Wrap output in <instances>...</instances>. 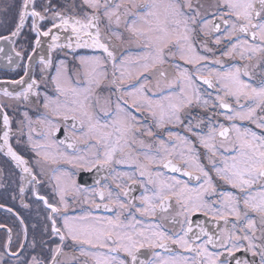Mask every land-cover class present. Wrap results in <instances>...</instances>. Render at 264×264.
I'll use <instances>...</instances> for the list:
<instances>
[{
  "label": "snow or ice",
  "instance_id": "snow-or-ice-1",
  "mask_svg": "<svg viewBox=\"0 0 264 264\" xmlns=\"http://www.w3.org/2000/svg\"><path fill=\"white\" fill-rule=\"evenodd\" d=\"M69 4L21 0L0 36L11 42L31 19L33 54L50 41L38 78L26 69L5 82L19 91L0 89L35 105L14 121L0 102V152L46 221L31 244L41 255L10 251L11 229L5 253L16 264H264V0ZM79 172H95L93 186Z\"/></svg>",
  "mask_w": 264,
  "mask_h": 264
},
{
  "label": "flooded vegetation",
  "instance_id": "flooded-vegetation-1",
  "mask_svg": "<svg viewBox=\"0 0 264 264\" xmlns=\"http://www.w3.org/2000/svg\"><path fill=\"white\" fill-rule=\"evenodd\" d=\"M42 2L46 3L47 0H42ZM192 2L197 4V0H192ZM199 2L207 4L210 0H199ZM20 3L21 0H0V36H10L11 31L15 29L17 23V8ZM54 3L64 5L65 8L70 7L69 0H54ZM61 35L63 42V37L66 34L61 33ZM35 38L36 33L31 31V19H27L25 27L20 35L11 37V42L0 40V47L4 48V51L0 52V89L8 87L9 90L19 91V88H14V86L5 82L19 79L20 76L24 75L26 69L30 74L35 75L37 78L39 77L38 59L39 56L47 54L48 44H46V42L44 43L43 40L46 38L42 37L40 47L37 48L36 54H33L32 48L35 46ZM13 48H15L16 51H20L23 58H16ZM45 48L46 50H44ZM133 50L135 51V49ZM78 51L87 53L90 50ZM8 55L13 56L12 64H9L7 61ZM29 55L33 56L31 62H29L27 58ZM53 56L54 58H64V54L60 52L53 53ZM25 79H27V77H25ZM101 95H107L106 91L102 92ZM0 102L10 105L7 110L14 121L22 119V113L26 110H29V114L35 118V105L18 104L16 101L2 96H0ZM102 104L103 100L101 99V105ZM13 127L15 128V124ZM55 138L58 141L65 138L63 129L56 134ZM17 150L24 152L26 156L31 155V153L24 150L23 146H19ZM95 175V172H79L76 177L77 182L84 181L88 186H93ZM19 176V169L15 167L9 157L3 152H0V225H3V227H0V253H5L4 245L8 243L9 238L8 229H11L10 251H20L19 244L23 243L27 249V253L41 255L43 246L37 247L35 251H33L31 244L34 237L39 240L44 233L46 226V221L44 219L45 210L42 205L34 201L30 193L21 198L18 191L20 184ZM135 194L139 195V192ZM25 205L29 206L25 207ZM101 214L110 215L111 213H103L101 211ZM193 219L194 221H206V218L199 214L193 217ZM21 221H23V224ZM205 226L210 229L214 228L211 223H206ZM25 228L27 229L26 239L24 232ZM43 239L48 240V236L43 235ZM43 251L46 252L47 249L43 248ZM150 255V252H147L142 258L147 259ZM236 255L237 258L250 259V255L246 253H237ZM4 259L8 260V264H16L15 258H10L7 253H5ZM232 264H234V261Z\"/></svg>",
  "mask_w": 264,
  "mask_h": 264
},
{
  "label": "bare ground",
  "instance_id": "bare-ground-1",
  "mask_svg": "<svg viewBox=\"0 0 264 264\" xmlns=\"http://www.w3.org/2000/svg\"><path fill=\"white\" fill-rule=\"evenodd\" d=\"M43 41H44V43L46 42V44H48V43H49V38H46V39H44ZM47 48H48V47H47ZM44 50H46V48H45Z\"/></svg>",
  "mask_w": 264,
  "mask_h": 264
},
{
  "label": "rangeland",
  "instance_id": "rangeland-1",
  "mask_svg": "<svg viewBox=\"0 0 264 264\" xmlns=\"http://www.w3.org/2000/svg\"><path fill=\"white\" fill-rule=\"evenodd\" d=\"M193 4H194V5H196V3H195V2H193Z\"/></svg>",
  "mask_w": 264,
  "mask_h": 264
}]
</instances>
